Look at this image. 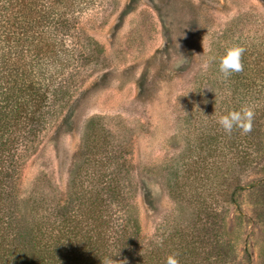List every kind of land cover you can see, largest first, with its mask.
<instances>
[{
    "label": "rangeland",
    "instance_id": "1",
    "mask_svg": "<svg viewBox=\"0 0 264 264\" xmlns=\"http://www.w3.org/2000/svg\"><path fill=\"white\" fill-rule=\"evenodd\" d=\"M86 8L79 22L90 34L84 49L91 60L71 77V108L53 117L35 154L20 152L9 200L18 225L26 229L44 214L53 219L55 205L75 199L76 188L116 170L124 177L122 192L101 215L132 208L151 254L162 260L178 252L180 264H264V110L256 111L247 148V135L239 129L229 135L217 123L227 114L218 73L184 89L201 58L211 65L239 39L259 46L264 0H104ZM94 58L101 66L91 71ZM195 112L199 122L190 123ZM87 132L94 138L86 139ZM109 153L116 154L112 164ZM119 201L126 203L122 213ZM175 226L185 233L195 228L196 242L174 235ZM160 227L168 236L164 246ZM118 243L120 257L135 261L137 241L128 251ZM138 251L141 263L150 261ZM31 264L40 263L34 256Z\"/></svg>",
    "mask_w": 264,
    "mask_h": 264
},
{
    "label": "trees",
    "instance_id": "2",
    "mask_svg": "<svg viewBox=\"0 0 264 264\" xmlns=\"http://www.w3.org/2000/svg\"><path fill=\"white\" fill-rule=\"evenodd\" d=\"M103 1L0 0V264H31L34 256L40 264H102L101 258L106 256H112L113 260L122 264H151V257L157 259L155 264H166V258L161 260L159 254H151L153 252L143 241L142 227L139 219L132 216V208L125 209V215H101L100 210L110 206L109 200L117 199L122 192L120 185L124 177L119 171H110L99 182L93 178L88 180L85 187L82 184L83 188H76L75 199L55 205L51 212L53 219L44 214L29 222L26 229L18 225L22 219L16 216L14 201L10 206L18 164L24 160V152L35 154L39 147L37 140L44 135L53 117L61 109L71 108V101L67 100L72 94L68 88L71 77L74 78L78 70L84 68L85 61L89 64L91 60L85 52L90 45V34L86 35L80 26L79 16L86 11V4ZM244 43L239 39L237 44L245 48L242 72L224 79L219 71V61H214L207 71H203V57L188 75L184 89L193 91L199 76L209 80L210 75L218 73L226 113L245 104L254 108L255 115L256 111L264 110V37L255 48ZM225 49L222 53L220 51L219 59ZM94 60L98 61L95 58L91 61V71L101 66L99 61L94 63ZM183 93L178 96L177 102L184 96ZM197 116L196 112L193 113L188 121L199 122ZM96 119L93 117L88 123L93 126ZM237 130L233 131L237 133ZM246 135V146L249 148L252 134ZM91 136L92 133H86V139ZM91 147L92 144H89L83 154ZM23 148L25 150L20 154ZM253 151L248 150L247 158ZM111 157L116 158V154L106 155L109 164L114 162ZM95 169L91 176L99 173V169ZM121 170L123 173L125 168ZM119 204L122 205L119 209L122 213L126 203L119 201ZM177 227H174V235L179 234L183 238L189 234L196 242V236L191 231L195 228H189L185 233L183 226ZM161 236L163 239L158 243L164 246V239L168 237L165 236V229ZM116 241H124L122 251H128V245L137 241L139 247L133 252L135 261L120 257V244ZM194 242L187 244L189 250L182 252L181 256H188ZM140 249L149 253V262L141 263L144 257L139 256Z\"/></svg>",
    "mask_w": 264,
    "mask_h": 264
},
{
    "label": "clouds",
    "instance_id": "3",
    "mask_svg": "<svg viewBox=\"0 0 264 264\" xmlns=\"http://www.w3.org/2000/svg\"><path fill=\"white\" fill-rule=\"evenodd\" d=\"M244 52L245 48L237 44L226 47L224 54L219 59V71L224 79L229 78L233 73H240L244 70L242 63ZM209 66L208 61L205 60L201 68L203 71H207ZM254 117V108L251 105L245 104L238 110H231L227 114L221 115L217 123L229 135L234 129H239L242 135H246L252 131ZM178 256V252L171 253L166 258V264H180ZM111 257L106 256L101 258L102 264H122V262L113 260Z\"/></svg>",
    "mask_w": 264,
    "mask_h": 264
}]
</instances>
